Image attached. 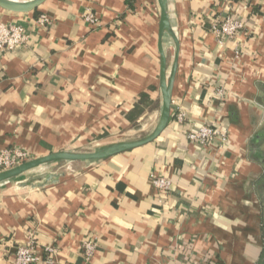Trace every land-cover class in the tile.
Instances as JSON below:
<instances>
[{
  "label": "crops",
  "instance_id": "crops-1",
  "mask_svg": "<svg viewBox=\"0 0 264 264\" xmlns=\"http://www.w3.org/2000/svg\"><path fill=\"white\" fill-rule=\"evenodd\" d=\"M166 12L178 44L162 39L166 78L177 55L166 128L131 151L46 164L1 184L0 264L29 240L38 264H264V0H233L244 27L224 47L211 31L216 0H167ZM41 16L45 27L35 24ZM0 22L28 34L24 47L0 54V151L91 152L154 130L156 0H46L26 14L0 9ZM215 123L226 149L188 141ZM44 173L55 181H28ZM154 177L170 189L160 192ZM46 246L56 249L49 258Z\"/></svg>",
  "mask_w": 264,
  "mask_h": 264
},
{
  "label": "built area",
  "instance_id": "built-area-1",
  "mask_svg": "<svg viewBox=\"0 0 264 264\" xmlns=\"http://www.w3.org/2000/svg\"><path fill=\"white\" fill-rule=\"evenodd\" d=\"M220 7V12L216 14L211 25V31L216 35L219 47H224L226 41L236 38L238 33L243 29L244 25L241 21L235 19L230 14L232 10L233 0H216ZM85 21L91 26L97 25V19L93 15H86ZM48 20L45 16H41L35 21L40 27H45ZM28 42V34L26 29L19 24H5L0 22V54L12 52L20 49ZM225 94L218 91L216 98L222 99ZM227 96V95H226ZM177 120L181 123L184 120V114H179ZM190 143L198 145L203 149H226L228 145V135L222 131L221 127L215 124L201 125L197 129L187 134ZM31 160L29 155L18 148L12 147L0 151V172L9 170L22 163ZM152 184L160 192H166L170 189V181L164 177H154ZM85 248L89 253L93 246L85 243ZM37 244L33 240H29L25 245L15 246L13 251V262L11 264H38L39 257L37 255ZM44 254L48 258L53 255L56 249L53 246L43 248Z\"/></svg>",
  "mask_w": 264,
  "mask_h": 264
},
{
  "label": "water",
  "instance_id": "water-1",
  "mask_svg": "<svg viewBox=\"0 0 264 264\" xmlns=\"http://www.w3.org/2000/svg\"><path fill=\"white\" fill-rule=\"evenodd\" d=\"M46 0H33L27 3H15L11 0H0V9L9 13L26 14L34 11ZM167 0H156L159 12V25H158V39L157 49L160 56V96H161V112L158 123L154 130L147 136L118 144H113L107 147L100 148L91 152H55L44 157L31 159L9 170L0 172V185L9 181L20 178L22 175L30 172L40 166L56 163V162H87L99 161L110 158L112 156L131 151L138 147L147 145L154 140L164 131L170 119V96L176 69L177 55L174 57L173 65L169 76L166 78V60L162 46V39L164 36H169L173 39L176 48L177 42L170 31L168 16L166 12ZM55 175L51 173H44L37 176L28 178L29 182L41 181L43 184L52 183L55 181Z\"/></svg>",
  "mask_w": 264,
  "mask_h": 264
},
{
  "label": "bare ground",
  "instance_id": "bare-ground-1",
  "mask_svg": "<svg viewBox=\"0 0 264 264\" xmlns=\"http://www.w3.org/2000/svg\"><path fill=\"white\" fill-rule=\"evenodd\" d=\"M11 1H14L15 3H27V2H30V1H27V0H11ZM33 1V0H31Z\"/></svg>",
  "mask_w": 264,
  "mask_h": 264
}]
</instances>
